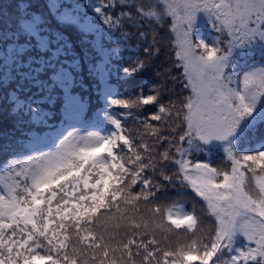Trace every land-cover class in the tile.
Masks as SVG:
<instances>
[{
	"label": "snow or ice",
	"instance_id": "snow-or-ice-1",
	"mask_svg": "<svg viewBox=\"0 0 264 264\" xmlns=\"http://www.w3.org/2000/svg\"><path fill=\"white\" fill-rule=\"evenodd\" d=\"M63 7L48 0L49 11H36L28 0L11 37L0 33V93L30 122L42 123L49 104L62 105L70 119L80 115L83 65L60 33L62 22L81 35L100 33L88 71L105 107L95 130L35 137L31 154L0 164V264H264V0H154L147 10L105 0L83 14ZM89 12L125 41L123 26H139L135 18L169 25L173 67L190 92L179 106L160 103L158 92L122 98L113 90L119 52ZM201 23L218 33L211 43L197 35ZM257 54L259 62L240 66ZM144 68L137 59L122 71L131 77ZM148 105L157 110L137 117L135 133L114 111L131 116ZM220 148L225 168L195 158ZM176 182L201 199L203 217L164 202Z\"/></svg>",
	"mask_w": 264,
	"mask_h": 264
},
{
	"label": "trees",
	"instance_id": "trees-1",
	"mask_svg": "<svg viewBox=\"0 0 264 264\" xmlns=\"http://www.w3.org/2000/svg\"><path fill=\"white\" fill-rule=\"evenodd\" d=\"M105 0H56L58 4H64L61 12L74 14L78 12L83 14L87 12L86 5L101 4ZM110 2V0H109ZM123 2V0H119ZM130 3L144 4L147 6L154 0H129ZM48 0H32L33 8L36 11L47 12L45 8ZM71 5V7H67ZM28 6V0H0V33L7 32L11 37L12 30L16 26V21L26 15L25 8ZM127 11V9H125ZM54 16L59 13L55 8L51 9ZM120 8L114 10L115 14H119ZM87 19L96 23L106 40L109 41L108 47L119 52L118 57H113L111 85L114 91L118 92L122 98L129 96L135 97L143 93L145 95L158 92L160 103L168 106L170 103H176L179 106L180 100L188 96L190 92L183 88L182 69L176 70L173 67L175 62V49L172 46L173 35L170 33L168 24H157L147 19L140 20L135 18V23L139 26L131 27L125 22L122 31L129 33L130 37L127 41L122 39L121 31L114 30L111 35L108 34L106 27L99 20H96L94 13H88ZM60 33L63 39L71 46L72 56H75L83 65V72L80 79V87L77 88L76 94L83 98V111L78 117L69 118L62 105H47L43 111L47 113V118L41 122H30L27 114L23 117L17 116L12 109L15 107L8 101L3 99L0 93V164L7 159L14 157H23L31 154L36 145L33 139L39 137L44 141H51L61 133L67 134L74 128L80 131L95 130L97 115L105 107V100L102 91L96 87L95 80L89 74L88 69L92 62L96 60L97 53L93 51L92 45L96 44L100 33H87L81 35L78 25L65 26L61 22ZM144 33L141 37L139 34ZM198 36H203L207 42L211 43L217 36L210 26L201 23ZM155 40V43L153 41ZM151 48V55L145 54L144 49ZM3 55L0 49V56ZM69 57V59L72 58ZM107 58V57H105ZM137 59L143 60L145 68L131 77H125L122 69L127 67L130 62ZM260 61L257 54L254 57L245 56L240 59V66L249 64L253 61ZM79 71V70H78ZM0 79L3 76L0 75ZM10 81L5 82L4 88L11 93ZM157 110L156 105L145 106L143 110H133L131 116H127L128 110L116 108L115 112L120 114V118L126 127L130 128L134 133L139 127L137 117L144 118ZM245 149L249 147L244 145ZM41 151L50 150L46 145L39 146ZM195 158L200 162H209L214 167L225 168L228 166L225 154L222 148L205 150L196 153ZM164 202L169 205H175L181 211L195 212L199 217L204 216V205L199 197H197L190 188L182 187L178 182L167 187ZM245 241L241 238L238 246H243Z\"/></svg>",
	"mask_w": 264,
	"mask_h": 264
}]
</instances>
